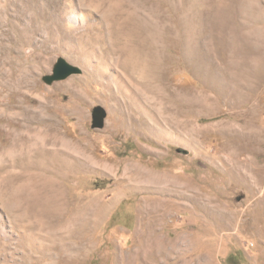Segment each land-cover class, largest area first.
Returning a JSON list of instances; mask_svg holds the SVG:
<instances>
[{
    "label": "rangeland",
    "instance_id": "obj_1",
    "mask_svg": "<svg viewBox=\"0 0 264 264\" xmlns=\"http://www.w3.org/2000/svg\"><path fill=\"white\" fill-rule=\"evenodd\" d=\"M256 134L264 0H0V264H143L146 173L218 212L173 206L144 264H264Z\"/></svg>",
    "mask_w": 264,
    "mask_h": 264
},
{
    "label": "bare ground",
    "instance_id": "obj_2",
    "mask_svg": "<svg viewBox=\"0 0 264 264\" xmlns=\"http://www.w3.org/2000/svg\"><path fill=\"white\" fill-rule=\"evenodd\" d=\"M135 57H136L135 54L131 56L127 55L125 59H123V61L121 60L122 65L125 66V64H128V65L131 64L132 66V64H135L138 61V59L141 58L138 56L139 58L136 59ZM141 60L143 59L141 58ZM134 68H137V67H133V69ZM148 72H149V69H148ZM74 83H75L74 80L70 82L71 85H73ZM228 137H231V136L228 134ZM253 137H256L254 139V141L256 142H257V139H259L260 142H264V134L263 135L256 134ZM252 151L250 149L249 152H252ZM146 175L148 179L152 181L150 187H152L153 189H156L157 192L159 193H157L158 195L153 199H147V198L145 199L146 200L145 207L147 209L146 214L148 216V221L145 223L146 228L143 229V231H145L143 232L145 234V239H144V245L142 247V249L144 250L141 251V255H142L141 261L143 262V264L149 261L152 248L154 250L159 249L162 252H165V249H166L165 247H168V245L172 244L171 243L172 241H169L166 236H159L158 229L156 228L155 225H159L161 228L166 225V219H167L166 216L169 215L171 208L173 206L181 205L186 209H190V211H192L196 216L200 217V219L204 217V213H205L206 215L212 218V221L210 222H214L217 219L216 212H218L217 204L215 203L216 200L212 198L211 196H205V194L199 189H195L194 187H191L190 185H187V184H184L183 186H179L175 181L170 180V176L167 174H163L164 175L163 176L160 174L150 175L146 173ZM263 179H264V175H258L253 180V184L256 190L258 187L261 186ZM179 187H181V190L178 189ZM175 194L180 195L181 198H183L184 200L186 199L187 200L186 203L176 201L175 198L173 197V195ZM258 201H260L263 204V209H264V193ZM203 221H205L208 224L207 220L203 219ZM67 245H68L67 251L63 253V255H59L60 260H62L63 257L66 256L67 254H69V252L74 250L73 247H71L70 243H67ZM75 248L78 251L81 249L80 246H77Z\"/></svg>",
    "mask_w": 264,
    "mask_h": 264
},
{
    "label": "water",
    "instance_id": "obj_3",
    "mask_svg": "<svg viewBox=\"0 0 264 264\" xmlns=\"http://www.w3.org/2000/svg\"><path fill=\"white\" fill-rule=\"evenodd\" d=\"M80 72H81V69L79 67L68 63L63 58H58V60L55 62L53 66L52 73L43 76V80L49 84L56 80L65 79L71 74H77ZM97 111H98V108H95L94 112L97 113ZM95 117L97 121L94 122L93 125L98 126V127L103 126V119L105 117V112L102 111L100 116L95 115Z\"/></svg>",
    "mask_w": 264,
    "mask_h": 264
}]
</instances>
